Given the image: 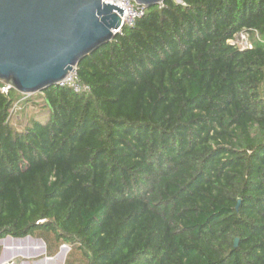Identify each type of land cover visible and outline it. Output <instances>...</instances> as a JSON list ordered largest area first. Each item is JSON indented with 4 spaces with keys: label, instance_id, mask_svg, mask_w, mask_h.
I'll return each instance as SVG.
<instances>
[{
    "label": "trees",
    "instance_id": "1",
    "mask_svg": "<svg viewBox=\"0 0 264 264\" xmlns=\"http://www.w3.org/2000/svg\"><path fill=\"white\" fill-rule=\"evenodd\" d=\"M241 31L251 49L227 43ZM76 73L90 92L45 89L21 132L0 82V239L48 231L78 264H264V0H166Z\"/></svg>",
    "mask_w": 264,
    "mask_h": 264
},
{
    "label": "water",
    "instance_id": "2",
    "mask_svg": "<svg viewBox=\"0 0 264 264\" xmlns=\"http://www.w3.org/2000/svg\"><path fill=\"white\" fill-rule=\"evenodd\" d=\"M134 1L148 9L166 0ZM123 12L102 0H0V82L20 95L56 86L115 38ZM44 260L61 264H36Z\"/></svg>",
    "mask_w": 264,
    "mask_h": 264
},
{
    "label": "rangeland",
    "instance_id": "3",
    "mask_svg": "<svg viewBox=\"0 0 264 264\" xmlns=\"http://www.w3.org/2000/svg\"><path fill=\"white\" fill-rule=\"evenodd\" d=\"M38 94L39 93L34 95H23L28 99H31L33 104L31 102H28L27 104L21 102L16 106H12L8 122L18 132L24 131V129L32 120L39 121L41 123H44L46 121L48 112L44 108L42 100L40 99ZM261 94L264 97V84L261 87ZM24 238H29L30 240L36 241L35 243L42 244L44 248L40 251H32L30 249V246L24 244L22 248H12L13 250H4L3 243L5 241L6 243H9V239H14L11 237H5L3 239H0V258L4 261V264H36L37 261L45 258L54 259L57 255L60 256L59 258H63L62 260H60L61 264H68L69 262H71V264H78L76 260L80 258V256L77 251L71 250L69 244L57 243L54 246L55 249L52 251V253L50 255L47 254L49 253L51 246L56 242L51 232L39 230L35 232L34 236H27ZM70 258L75 259L69 261ZM48 263L54 264V262H49L47 260H44L42 262V264Z\"/></svg>",
    "mask_w": 264,
    "mask_h": 264
},
{
    "label": "built area",
    "instance_id": "4",
    "mask_svg": "<svg viewBox=\"0 0 264 264\" xmlns=\"http://www.w3.org/2000/svg\"><path fill=\"white\" fill-rule=\"evenodd\" d=\"M179 3V0H174ZM104 4H113L116 5L122 9H124V12L121 16V27L116 31L117 35H120L122 33L123 27H133L135 25V22L137 19L141 18L146 8L142 5H138L134 0H102ZM162 5V4H159ZM255 38L259 40L257 34H255ZM228 44H231L235 47H237L240 50H247L252 48V43L250 41L249 33L245 31H241L227 41ZM57 86L59 87H66L73 91L75 94H88L90 92V88L88 85L83 84L79 81L76 73V69H73V71L69 72L66 77L57 83ZM10 90L9 86L4 85L1 88V92L4 94H7ZM27 97L22 95V98L18 100L13 105L16 106L19 103H21L23 100H25ZM10 118V115L8 117V120Z\"/></svg>",
    "mask_w": 264,
    "mask_h": 264
},
{
    "label": "bare ground",
    "instance_id": "5",
    "mask_svg": "<svg viewBox=\"0 0 264 264\" xmlns=\"http://www.w3.org/2000/svg\"><path fill=\"white\" fill-rule=\"evenodd\" d=\"M10 242L6 243V241L3 243L4 246V250H13L12 248H22V246L24 244H27V246H30V249L32 251H40L42 250L44 247L42 244H37L35 243L36 241L30 240L29 238H24V239H9ZM63 249V248H62ZM40 254V252H39ZM62 255V254H61ZM60 256L57 255L54 259L59 261L62 260L63 258H59Z\"/></svg>",
    "mask_w": 264,
    "mask_h": 264
}]
</instances>
